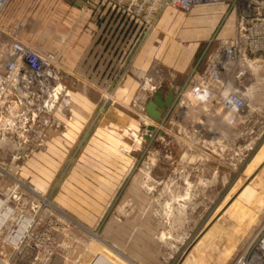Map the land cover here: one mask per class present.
Listing matches in <instances>:
<instances>
[{
  "label": "rangeland",
  "instance_id": "obj_1",
  "mask_svg": "<svg viewBox=\"0 0 264 264\" xmlns=\"http://www.w3.org/2000/svg\"><path fill=\"white\" fill-rule=\"evenodd\" d=\"M84 2L10 0L0 16L18 38L56 54L74 95L67 117L43 114L36 121L35 128L46 130L41 145L0 148V199L12 212L0 230V258L6 264H98L96 256L113 264H231L264 208V166L258 173L260 161L253 162L264 140L232 169L227 159L245 144L238 135L244 126L221 124L213 115L218 106L192 96L200 55L221 31L219 11L166 8L131 48L133 39L123 42L111 26L90 23ZM147 77L176 90L174 109L146 139L136 99ZM252 175V193L217 219ZM15 233L17 241L9 237Z\"/></svg>",
  "mask_w": 264,
  "mask_h": 264
},
{
  "label": "built area",
  "instance_id": "obj_2",
  "mask_svg": "<svg viewBox=\"0 0 264 264\" xmlns=\"http://www.w3.org/2000/svg\"><path fill=\"white\" fill-rule=\"evenodd\" d=\"M9 1L0 0V16ZM84 6L90 23L100 20L102 26L113 28L110 34L114 31V38L123 42L133 39L131 48L155 28L166 8L183 12L200 6L219 8L221 31L208 40L200 55V70L191 79V93L201 103L218 106L213 115L221 124L235 129L244 126L238 135H245L246 142L231 149L233 154L227 165L236 169L242 160H250L256 146L264 140V114L248 111L247 99L251 85L257 77L264 76V0H85ZM57 60L54 52L33 48L18 38L13 28L0 24V141L7 137L22 149L31 141L41 145L46 130L35 128L36 121L43 114L67 117L70 85L63 82ZM253 64L258 67L256 71ZM162 84L161 79L145 78L136 99L143 135L148 126L145 123L160 129L161 118L174 109L175 96L159 121L151 120L144 111V102ZM201 123L197 133L202 129ZM60 127L56 124V128ZM255 127L258 133L253 137ZM8 213L12 212L7 200L0 199V230ZM9 237L20 239L17 233ZM0 264H6L5 260L0 258ZM231 264H264V208L243 235Z\"/></svg>",
  "mask_w": 264,
  "mask_h": 264
},
{
  "label": "bare ground",
  "instance_id": "obj_3",
  "mask_svg": "<svg viewBox=\"0 0 264 264\" xmlns=\"http://www.w3.org/2000/svg\"><path fill=\"white\" fill-rule=\"evenodd\" d=\"M253 67V70L256 71L258 69L257 65H252ZM146 85V84H145ZM148 85V84H147ZM146 85V86H147ZM72 94L70 95V98H71ZM247 99L249 100L248 101V111H251L253 109H255V107H258V108H261V109H264V76L262 77H258L256 79V81L251 85L250 89L248 90L247 92ZM184 100L181 102V106L185 105L184 104ZM145 124H150L149 122L145 123ZM152 139V138H151ZM261 153L257 154V156L255 157L254 161L253 162H259L260 161V164L259 165L260 167L258 168V173L262 170V167L264 166V145L260 151ZM184 155V153H183ZM216 172V171H215ZM253 175H252V178L250 177L249 180L245 181L244 183L241 184V188L239 190V187L236 188V190L234 191V194L232 195L231 199L232 201L229 200V203L226 204L225 207H223V209L220 210V213L219 215L217 216V219L219 217L222 216L223 212H224V209L226 208H229V207H232L234 205V202L236 199H238V197L240 196H243V195H250L252 193V190L250 189V185H251V182L253 180ZM183 198V197H182ZM245 204V203H244ZM245 206V205H244ZM231 210V209H230ZM248 210V209H247ZM239 212V211H238ZM241 212V211H240ZM254 213V212H253ZM240 214V213H239ZM224 215V214H223ZM242 216V215H241ZM252 216V215H251ZM237 217V216H236ZM224 218V217H223ZM222 218V219H223ZM255 218V217H254ZM221 220V219H220ZM245 220V219H244ZM248 220V219H247ZM254 220V219H253ZM228 222V220H227ZM243 223V222H242ZM226 224V223H225ZM228 224V223H227ZM246 227V226H245ZM213 227H210L208 228V230L203 234L202 237L206 236L207 234H209L212 230ZM239 229V228H238ZM237 229V230H238ZM227 232V231H226ZM163 233V232H162ZM241 234V233H240ZM164 235V234H163ZM242 235V234H241ZM181 237V236H180ZM208 237V236H207ZM18 237L16 236V239ZM160 238V237H159ZM221 238H223L221 236ZM227 238V237H226ZM205 239V238H204ZM229 247H228V252H231L235 249V243H234V240H231L229 237ZM214 240V238H213ZM231 240V241H230ZM224 244V243H223ZM225 256V254L221 255L220 257H218V259H222L223 257ZM95 262H98V264H113L111 263L109 260H106L105 258H103V256H96L95 258ZM94 262V263H95ZM97 264V263H96Z\"/></svg>",
  "mask_w": 264,
  "mask_h": 264
},
{
  "label": "water",
  "instance_id": "obj_4",
  "mask_svg": "<svg viewBox=\"0 0 264 264\" xmlns=\"http://www.w3.org/2000/svg\"><path fill=\"white\" fill-rule=\"evenodd\" d=\"M174 98V90L173 87L164 89L163 86L156 89L150 98H148L144 104V111L146 115L153 121H159L161 116L167 107L171 104ZM154 126L152 124L148 125L146 128V133L144 134V138H148L153 130ZM163 132L161 131L160 134ZM15 147L13 141L8 139L7 137L3 138L0 141V148L7 150L9 148Z\"/></svg>",
  "mask_w": 264,
  "mask_h": 264
},
{
  "label": "crops",
  "instance_id": "obj_5",
  "mask_svg": "<svg viewBox=\"0 0 264 264\" xmlns=\"http://www.w3.org/2000/svg\"><path fill=\"white\" fill-rule=\"evenodd\" d=\"M213 8L217 9L216 11H219V8L217 7H213ZM85 98H86L85 96H82V99L85 100ZM73 99H74V95L71 96L70 101H72Z\"/></svg>",
  "mask_w": 264,
  "mask_h": 264
}]
</instances>
